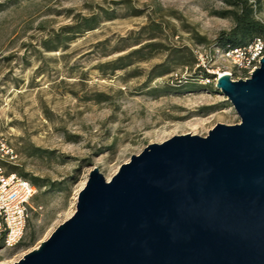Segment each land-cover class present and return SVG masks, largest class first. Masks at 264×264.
Wrapping results in <instances>:
<instances>
[{
    "label": "rangeland",
    "instance_id": "rangeland-1",
    "mask_svg": "<svg viewBox=\"0 0 264 264\" xmlns=\"http://www.w3.org/2000/svg\"><path fill=\"white\" fill-rule=\"evenodd\" d=\"M227 8L222 0H0V138L13 150L1 163L40 183L26 235L16 247L0 244V264L74 214L94 167L111 179L150 143L240 122L197 66L198 51L234 27L216 13ZM90 17L95 28L86 30Z\"/></svg>",
    "mask_w": 264,
    "mask_h": 264
},
{
    "label": "water",
    "instance_id": "water-1",
    "mask_svg": "<svg viewBox=\"0 0 264 264\" xmlns=\"http://www.w3.org/2000/svg\"><path fill=\"white\" fill-rule=\"evenodd\" d=\"M215 85L240 122L150 143L111 179L94 167L74 214L11 264H264V57Z\"/></svg>",
    "mask_w": 264,
    "mask_h": 264
},
{
    "label": "built area",
    "instance_id": "built-area-1",
    "mask_svg": "<svg viewBox=\"0 0 264 264\" xmlns=\"http://www.w3.org/2000/svg\"><path fill=\"white\" fill-rule=\"evenodd\" d=\"M198 54L197 66L216 80L225 73L232 76V70L241 71L246 79L260 66V59L264 57V35L255 37L246 45L232 48L216 45L198 51ZM212 60L218 64H210ZM12 158L13 150L0 138V243L7 248L17 246L24 239L37 192V186L30 179L9 172L1 163Z\"/></svg>",
    "mask_w": 264,
    "mask_h": 264
},
{
    "label": "trees",
    "instance_id": "trees-1",
    "mask_svg": "<svg viewBox=\"0 0 264 264\" xmlns=\"http://www.w3.org/2000/svg\"><path fill=\"white\" fill-rule=\"evenodd\" d=\"M222 1L228 5V8L218 10L216 13H218V15L222 17L231 16L235 21V25L232 30L221 37L222 46L226 48H232L241 45H246L251 42L255 37L264 35V21L262 19L257 18V15L264 13V6L261 4V0ZM95 19V17L85 18L83 21V28L86 30L95 28L93 24ZM121 67H123V65H119L116 68ZM198 70L203 71L205 77L210 76L207 71L201 68H199ZM33 181L35 185H40L39 180L37 178H34ZM19 244H21V242Z\"/></svg>",
    "mask_w": 264,
    "mask_h": 264
}]
</instances>
